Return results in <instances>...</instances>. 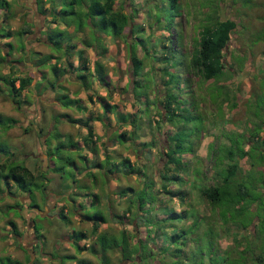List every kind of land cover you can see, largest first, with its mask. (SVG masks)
I'll use <instances>...</instances> for the list:
<instances>
[{"label": "rangeland", "instance_id": "obj_1", "mask_svg": "<svg viewBox=\"0 0 264 264\" xmlns=\"http://www.w3.org/2000/svg\"><path fill=\"white\" fill-rule=\"evenodd\" d=\"M5 1L8 2L9 13L12 15L11 19L6 20L5 26L0 13V23L5 30H18L23 27L25 20H31L37 27L41 16L36 12L35 0ZM42 6L45 8L44 4ZM121 6L122 11L130 19L129 24L134 28L137 44L134 50L135 56L143 60V67L138 72L140 75L137 79L144 84L152 82L147 94L150 102L153 103L156 96L155 88L162 90L159 70L167 63L162 60L156 62L155 58L168 56L178 61L180 60L178 54L182 52L186 55L185 59H188L193 41L198 39V32L202 27L224 19H230L236 23L222 55L226 70L224 75L228 71L231 73L230 77H219L212 83H203L198 87L195 84L196 78L189 73L185 74L181 66L173 69L174 72L181 74V78L187 76L191 81L189 89L183 91L180 85V90H173V94H178L181 101L191 104L188 113L192 117L186 123V129L181 130L183 133L181 140L186 142L187 147L192 146L194 154L182 155L188 171L184 169L178 177L180 180H174V183L167 188L169 195L164 194L158 182L155 181L154 175L162 163V159H159V150L161 145H164L166 134L170 132L169 135H172L173 132L170 131L169 126L155 123L157 119L159 120V113L154 107H150L147 113L140 114L143 126L138 131L139 137L134 138L136 144L155 140L156 143L152 148L149 147L150 150L147 152L146 150L143 151L144 153L136 152L138 145L129 147L114 143L113 139L108 141L109 132H106V129L94 120L91 123L93 133L99 138L96 140L97 155L93 156L88 148H83L82 153V148L80 151L75 150L76 148L70 149L81 145L78 138H82L86 127L78 125V122H68L65 117L69 115L71 119L77 120L83 115L72 108L64 109L52 104V93L46 89V83L53 78L52 73L48 71L49 65L46 69L39 67L45 73L46 79L39 83L38 88L35 87L41 74L39 70L31 67L32 63L28 61H33L34 58L31 59L28 53L39 52L43 54L40 58H43L44 54L58 55L62 66L67 60L76 66L78 64L76 51L83 50V54L89 59V65H92L96 51L84 48L82 41L91 42L93 34L84 33L82 36L75 34L74 38L71 29L65 38L54 33V41L60 42L62 46L68 42L75 44L73 55L68 59L52 51L43 37L39 38L40 41L35 36L36 28H33V34L23 39L24 44H21L16 37L3 36L0 38V58L4 54L1 49L3 44L13 42L17 49L20 44L21 47L25 45L23 48L25 52H13L11 57L13 61L23 58V62L18 64L22 69L17 71L13 63V72L14 75L31 77V82L28 89L22 93L24 102L21 109L12 105L7 98L6 89L0 85V115L12 117L18 122L6 131H4V125L0 124V163L6 164L8 158L12 157L23 162L34 174L36 170L40 171L41 167L44 168L41 172H44L48 169L47 164L51 163V165L43 174L44 179L34 182L39 185L37 191L33 193L36 203V205L32 203L36 206L34 213L29 210L28 197L17 190L11 178L8 179V185L12 186L10 189L6 188L2 179L0 180V264H79V260L99 264L97 256L88 250L92 244L95 249L97 248L94 245L95 236L90 234L89 219L97 209L106 219L105 223L98 226L97 233L106 231L118 235L120 230H123L126 232L130 245L136 240V238L132 239L133 235L140 240L146 239L148 247H152V244L157 246L156 249L151 250L154 257L152 259H160L155 258L154 253L158 248L167 253L165 256H171L175 250H180L184 260L182 264L209 261L212 256L216 257L212 254L215 249L220 250L219 264H253L252 257L259 251H263L261 254L264 259V236L260 233L262 236L260 239L257 233L258 229L264 232V0H179V12L174 17H171L164 0H115L114 8ZM163 10H166V13ZM156 19L160 20L159 25H156ZM57 26L62 28L60 22H57ZM47 27L49 24L42 33L44 37H46ZM129 30L126 29L124 35L119 38H110L111 36L104 34H99L97 37L99 45L104 48V54L102 57H96L105 66L107 80L112 87L110 90L112 99L109 102L116 104L118 111L122 113H133L136 109L142 108V105L132 101L130 91L132 83L129 81V76L131 81L135 77H132L127 53V44L130 39L126 40L124 37ZM142 40L149 58L142 55L144 50L138 43ZM161 46H164V49H161ZM97 51L101 52V49ZM9 60L10 57H7L6 64L0 66V74L11 70L7 64ZM64 67L67 69L66 65ZM76 72L78 69L73 72L78 76L79 73ZM148 74H154V79L152 80L153 77ZM66 77L70 80L61 78L60 81L67 93L75 96L73 93L77 92L76 97L82 100L88 112L90 111L92 116L99 115L100 107L96 99L87 101L86 93L72 82L74 79L68 75ZM143 78H146L145 81ZM168 78H163L162 82H167ZM170 86H175V82H171L168 87ZM92 87L97 94L105 96L103 88L97 87L95 83ZM207 89L211 90L208 94ZM190 92L192 95H189ZM227 95H229L227 104H221L222 99H225ZM59 114H63V117H57ZM107 116L109 125L113 126L115 124L113 113H108ZM145 116L154 121L151 124L152 129L147 128ZM125 129L128 132L130 130L129 127ZM229 151L239 166L238 172L236 171L234 178L229 179V183L243 185L248 197L243 201L234 200V196L226 198L227 204L232 202L225 214L232 226L229 225L224 231V226L221 225V221L223 222L225 218L220 212L222 209L208 210L207 206L200 202L199 191L205 186L215 185L218 182L219 170L230 163L227 159ZM242 153L244 157L238 158ZM80 154L88 158V162H84ZM46 155L52 157L50 163ZM105 156L114 157L116 160L127 157L131 163L136 159L139 163L138 167L146 176L145 180L133 174L109 175L103 179L104 169L101 170L98 167L92 169L90 166L92 160L101 164L100 161ZM234 159L232 161H235ZM54 167L59 169L53 171ZM87 171L94 173L96 184L87 177ZM219 174L222 175L221 172ZM153 182L155 187L150 192L149 186ZM140 191L144 192L145 199H148L146 201H151V197H148L149 193L150 195L152 193V197L156 196L153 199L156 202L152 206L154 209L161 206L166 211L173 210L174 214L163 217L159 224H155L156 219L148 215V220L152 224L144 228L140 225L136 231L133 226L134 221L131 220L134 209L129 210L128 213L125 211V206L127 199H134ZM117 192L121 195L128 192L129 198L126 196L120 198L115 194ZM175 196L178 199L169 200ZM93 197L97 203L94 201V205L90 206ZM51 198L54 199L55 208L49 211ZM156 199L160 203L162 201L161 205ZM44 200L47 201L45 205ZM23 206L25 209H20ZM240 209L243 210L240 212ZM25 210L27 214L24 213ZM107 211L110 212L112 219H108ZM158 215L162 216L160 212ZM10 221L14 224V228L9 225ZM29 225L32 226L35 243L29 250H24V241L22 244L19 239ZM242 227H245V230ZM148 230H151L152 234ZM79 231L84 236L77 239L75 237ZM154 235H161L162 239L160 240L159 237L154 240ZM74 239L77 241L76 245ZM140 248H144L142 242ZM224 250L228 251V258L220 262L219 256ZM107 255L109 264L129 263L120 259L118 250ZM152 261L147 263L151 264ZM166 261L169 262L167 258Z\"/></svg>", "mask_w": 264, "mask_h": 264}, {"label": "trees", "instance_id": "obj_2", "mask_svg": "<svg viewBox=\"0 0 264 264\" xmlns=\"http://www.w3.org/2000/svg\"><path fill=\"white\" fill-rule=\"evenodd\" d=\"M164 1L167 5V10L171 14V17L176 16L179 12V0ZM35 3L36 12L41 16L40 19L42 22V24L38 23L37 25L39 26L41 24L42 26V31L39 33V36H37L38 39L43 37L47 42V46L52 51L64 55L65 57H67V59L69 57H72L75 44H72V42H68L66 43V45L62 46L60 42L57 43L56 41H54L53 38L55 37V35L62 37L65 36L66 38L71 29L73 31L74 38L75 34H77V36H82L84 33H91L94 35L93 39H91L92 41L88 42L83 40L82 46L84 48L94 49V51H96L95 55L102 57L104 54V48L99 45V38H97L99 34H104L109 37L111 36L110 38H119L124 35V31L126 29L128 31L130 28L128 34L124 36L126 40L128 38L130 39V42L127 44V53L131 65V74L133 78L135 77V79L131 81V77L129 76V81L132 83L130 91L132 95V101L136 104L139 103L140 105H142L141 110L136 109V111L133 113H122L118 111L116 104L109 102V100L112 99L110 91L112 87L110 85V82L107 80V71L105 66L96 56L92 61V65H89V59L83 54L84 51L78 50L76 51L78 64H76V66H73L67 60L62 66L59 60L60 57L58 55L53 56L52 54H44V57L40 58V56L43 54L31 51L28 54H30L31 59H34L33 61L28 62L32 63L31 67L39 70L38 72L41 74L39 80H37V83L35 84L36 88L40 86V82H44V79H46L45 73L42 71V69L40 70L39 67H43V69H46L49 65L48 71L52 73L53 78L52 81H48L46 83V89H49L50 93H52V104L59 105L64 109L72 108V110L83 115L77 120L71 119V116L69 117V115L65 118L68 119V122H78V125L86 127V134L82 137V145L84 147L86 146L93 154V156L97 155L98 150L96 149V140L99 139L93 133V127L91 124L93 120L99 122L100 125L106 129V132H109L110 135L108 141L113 139L114 143L121 145L125 144L129 147L138 145V151L136 152H145V150L147 152L148 150H150L148 148H152V146H154L156 142L153 139L149 141L138 142L136 144L134 138L139 137L138 131L143 126V124L141 123L142 118L140 114L147 113L150 107H154L156 110H158L159 120L157 119L155 123H160L162 126H169L171 128L170 131H172L173 133L172 135H169L170 132H168L164 138V145H161V150H159V159H162V163L157 169L156 174L154 175V179L158 182L162 192L169 195L170 193L167 188L174 183V180H180L178 177L180 173L184 172V169L185 171H188V167L186 165V162L182 159V155H194L192 146L187 147L185 144L186 142L184 143L181 140V135L183 134L181 130L184 131L186 129L185 125L192 117L188 113L191 104L189 102H187L186 104L179 99L178 94H173V90H180V85L183 91L185 89H189L191 86V81L187 78V76L181 78V74L178 72H174L173 69L176 66H181L185 74L189 73L196 78L195 84L198 87L203 83H212L219 77H230L231 73H228V71L227 74L224 75L226 70L222 60V55L229 40V35L235 29L236 23L233 20L224 19L215 21L210 26L202 27L198 32V39L193 41V47L189 52L188 59H185L186 55L182 52L178 54L180 57V60L178 61H174L172 60V57L168 56L155 58L156 62L162 60L167 61V63L166 66L160 68L159 70L162 90H158L155 88L156 96L155 102L153 103L150 102L147 94L152 82H145L144 84L143 81H139L137 79V77L140 75L138 74V72L141 71L143 67V60L137 58L134 53L135 46L137 45L135 42L136 39L134 28H132V26L129 24L128 20L130 19L127 14L122 11V6L118 7L117 9L114 8L115 0H45L44 2H42V0H35ZM43 4L45 5V8H43ZM9 10L10 8L8 2H6L5 0H0V13L4 24L6 23V20L11 19L12 17V15H10L11 13H9ZM163 12L166 13V10H163ZM57 22H60L62 24V28H58ZM159 22L160 20L156 19V25H159ZM47 24H49V27H47L46 37H44L42 33L45 31ZM33 25L34 24L31 22V20H25L23 21L22 28L11 31L9 29L5 30L4 26H2V24L0 23V38H2L3 36L10 38L16 37L21 42V44H24L23 39H25L27 35L34 33ZM95 31L97 32L95 33ZM138 43H140L139 45L141 49L144 50L145 43L143 42V40ZM21 44L19 45L20 50L17 49L13 42H7L3 44L1 49L3 50L4 54H2V58H0L1 66L6 64L7 57H10V60L7 64H9L8 68H10L11 70H9V72L5 74H0V85H2L6 89L8 100L16 108H19L23 104L24 101L22 100V93L24 90L28 89L31 82V77L26 75L20 76L18 74L14 75L13 72L14 67H16L17 71H19L18 64L23 62L22 57L20 58V60L14 61L12 60L13 58H11L13 52H25V49L23 50L25 45L24 47H21ZM98 49H101V52L97 51ZM161 49H164V46H161ZM142 55L149 58L148 53L145 52V50ZM13 63H15L14 67ZM64 65H66L67 69L64 67ZM77 69L78 72L76 73H79L78 76L73 74V72H75ZM151 70L154 71L155 69ZM154 74H152L153 76L148 74L150 77H153L151 78L152 80L155 77ZM66 75H68L69 77L71 76L70 78L74 79L72 82L76 83V85L86 93L85 98L87 99V101L91 102L93 101L92 99H96V102L100 107L99 115L92 116V113L90 111L88 112V108H86L82 100L76 97L77 92L73 93L75 94V96H70V93H67L66 88L62 86V83L60 81L61 78H64L66 81L70 80L66 77ZM165 77H169L167 79V82H162V79ZM143 79L145 81L146 78ZM171 82H175V86H170L169 88L168 86L171 84ZM94 83L97 87H101L105 90V96H100V94H97L95 91H93L92 85ZM209 91L211 90L207 89V94ZM190 94L192 95V92H190L189 95ZM228 98L229 95H227L225 99H222L221 104H227ZM87 113H89V115H87ZM108 113H113L114 115L115 124L113 126L109 125V118L107 116ZM58 116L63 117V114H59L57 115V117ZM145 117L148 125L147 128L152 129L151 124L152 122L154 123V121H152L150 118H147V116ZM17 123L18 122L12 117L0 115V124L4 125V131L15 126ZM126 127H129V132L125 129ZM118 130L120 131L118 132ZM93 137L94 140L92 139ZM102 145L104 146V143H102ZM72 148H76L75 150L80 151L81 147H71L70 149ZM227 155V159L230 161V163H228L224 169L219 170L218 182L215 185L205 186L199 191L200 202L204 203L207 206L208 210L216 211V209H222L220 212L223 213V216H225V218L223 222L221 220L220 221L221 225L224 226V231L227 230L229 225H231L229 224L230 222L225 214L228 206H230V203L232 202H229L227 204V201L225 202L226 198L234 196V200L236 199V201H243L248 197L247 191L243 185L238 183L231 185L229 183V179L231 177L234 178L236 173L238 172L237 169H239V166L237 160L234 159V156L230 151L227 152ZM242 157H244L243 153L238 156V158ZM80 158L84 160V162H88V158H86L84 155L81 156L80 154ZM233 159L235 161H232ZM100 162L101 164L96 160H92V165L90 167L92 169L95 167H98L101 170L104 169V171L102 172L103 179L105 178V176H114L116 174H133L140 178L142 177L144 180L146 178V176H144V173H142L140 168L138 167L139 163L136 162V159L133 161L134 163H131L127 157L119 158L118 160H116L114 157L110 158L108 156H105ZM58 169L59 168L56 167L52 168L53 171H56ZM88 172L89 171L86 172L87 177L92 179V181H94L96 184L97 181L94 173H92L91 171L90 173ZM220 172L222 173V175L219 174ZM44 173L45 171L41 172V170H36L34 174L23 164V162H19L12 157L8 158L6 164L4 162L0 163V180L2 179V181L6 185V188L10 189L12 186L8 185V179L11 178L15 182L17 190H20L22 193L28 195L30 201L29 207H36L34 206L36 205V203L33 193L34 191H37L39 185L34 182L35 180H43ZM114 179L117 180V178ZM154 185L155 184L153 182L149 186L151 189L150 192L153 191V188L155 187ZM115 194L119 195L120 198L125 196L129 198L128 192L122 195L118 192ZM95 195L96 194H94V196ZM174 195L175 194H173V196ZM148 197H151V201H146L148 199H145L144 192L140 191L137 197H135L134 199H127L125 211L129 213V210L134 209V213L133 215H131V220L134 221L133 226L135 227L136 231H138L140 225H142L144 228V226L149 227L150 224H152L151 221L148 220V215L151 216V218L156 219V222H154L155 224H159L163 217H168L169 215L174 214L173 210L170 209L169 211H166L161 206H158V208L154 209L152 206H154L156 202L153 199H155L156 196L152 197V193L151 195L149 193ZM172 198L178 199L177 196H175L169 198V200ZM94 201H96L97 203V200L93 197V200L89 205H94ZM156 201H158L161 205L162 201L161 203L158 199H156ZM32 203H34V205H32ZM242 210L243 209H240V212ZM159 212L162 214L161 217L158 215ZM150 213H152V215ZM107 216L108 219H112L109 211H107ZM113 217L117 218V216ZM86 219L87 221L90 219V234L92 236H95L94 245L97 246V248L95 249L92 244L88 248V250L91 254H95L97 256L99 264H109L107 254L111 253L114 250H118L121 256L120 259L125 262L128 261L129 263L127 264H136V262L137 264H148L147 262H151L152 260L154 261H152L151 264H182L184 261L182 259L183 256L181 255L182 252H180V250H175V252L173 253V255L175 254V256H165V254L167 255V253L165 251H161L159 248L158 250H155L154 253L156 254L155 258L160 259H152L154 257L151 250L156 249L157 246H153L152 244V247H148L145 242L146 239L142 238V240H140V238H137L135 235H133L134 237H132V239L136 238V240L132 245H130L126 236V232H124L123 230H120L118 235H113L106 231L97 233L98 226L106 222L104 215L98 209L91 215L89 219L87 217ZM9 225L14 228V224L11 221L9 222ZM244 228L245 227H242L243 230H245ZM150 231L149 233L152 234ZM257 233L260 236V239H262L261 234L264 236V232L258 229ZM81 236L84 235L79 231L76 237H74L78 239V237ZM159 237L161 240V235H154V240L158 239ZM140 241L143 243L144 248H140ZM74 242L76 245V239H74ZM77 249L80 248L77 247ZM219 251V249L213 250L212 254H215L216 257L212 256L211 260L204 261L198 264H219ZM262 252L263 251H259L258 254L253 255L251 261L253 264H264V259L262 258L261 254ZM219 257V261L223 262L228 258V251H222ZM68 258L73 259L72 257ZM166 258L169 260L168 263L166 261ZM79 264H90V262L79 260Z\"/></svg>", "mask_w": 264, "mask_h": 264}, {"label": "crops", "instance_id": "obj_3", "mask_svg": "<svg viewBox=\"0 0 264 264\" xmlns=\"http://www.w3.org/2000/svg\"><path fill=\"white\" fill-rule=\"evenodd\" d=\"M80 118V117H79ZM97 122V121H96ZM99 123V122H98ZM52 124H53V122H52ZM100 124V123H99ZM52 127V125H50V128ZM86 134V132L82 135V137L84 136ZM74 139V138H73ZM78 139H80V144L81 145H79L81 148H82V151H81V153L83 152V148H85V149H87V147L85 146H83L82 145V138H78ZM93 140H94V137L92 138ZM44 156V155H43ZM47 156V158H48V162L50 163V159H51V157L50 156H48V155H46ZM45 162V161H44ZM47 165H51V163L50 164H47ZM49 166H47L48 167V169L46 170L45 169V171L47 172L48 170H49ZM39 170V169H38ZM41 170H44V168L42 169V167H41ZM27 197H28V195H26ZM54 197V196H53ZM55 198V197H54ZM28 199H29V197H28ZM51 200V203L49 204V206H51V209H49V211L51 210H53L54 208H55V206H54V203H53V198H51L50 199ZM30 201H28V203H29ZM45 202H47V201H45ZM54 206V207H53ZM24 207V208H23ZM22 208H20V209H25V206H23ZM50 208V207H49ZM29 210H30V212H32V213H34L35 212V209H34V207H32V208H30L29 207ZM27 212V210H25V212L24 213H26ZM32 213H31V215H32ZM27 214V213H26ZM30 226V225H29ZM34 237V235L30 232V231H28V230H26V232H24L23 234H22V237L19 239L20 240V242L23 244V241H24V249L25 250H29V248L35 243V241L33 242V243H30V240L32 239ZM35 239V238H34Z\"/></svg>", "mask_w": 264, "mask_h": 264}, {"label": "flooded vegetation", "instance_id": "obj_4", "mask_svg": "<svg viewBox=\"0 0 264 264\" xmlns=\"http://www.w3.org/2000/svg\"><path fill=\"white\" fill-rule=\"evenodd\" d=\"M39 23H41V21H39ZM42 24V23H41ZM41 24L39 25V26H37V27H35V25H33V28H36L35 29V36L37 37V36H39V33L42 31V26H41ZM38 25V24H37ZM27 68V67H26ZM22 69V67L20 68V66H19V68H18V70L20 71ZM22 107L20 106L19 107V109H21ZM46 204V202H45V200H44V205ZM30 208H32V207H30ZM32 226H29L28 228H27V230L28 231H30L31 233H32V228H31ZM33 234V233H32ZM35 241V239H34V237L30 240V243H33ZM24 249V248H23ZM25 250V249H24Z\"/></svg>", "mask_w": 264, "mask_h": 264}]
</instances>
